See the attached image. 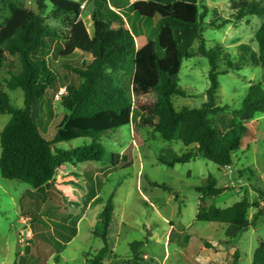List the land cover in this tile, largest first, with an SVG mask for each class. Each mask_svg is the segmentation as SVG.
<instances>
[{
    "label": "trees",
    "instance_id": "trees-1",
    "mask_svg": "<svg viewBox=\"0 0 264 264\" xmlns=\"http://www.w3.org/2000/svg\"><path fill=\"white\" fill-rule=\"evenodd\" d=\"M48 1L51 5L48 17L62 26L61 32L45 22V0H36L35 10L25 6V0H0V72H5L2 88L23 92V107L15 108L0 91V115H10L0 132V176L3 179L26 183L33 190L26 191L29 196L47 192L56 199L61 191L56 188L54 177L63 166L98 163L108 155L112 166L119 164L120 156L109 153L96 139L110 137L118 129L130 127L135 118L165 143L189 148L181 155L173 152L170 161H161L168 167L188 163L197 155L220 168L232 166L233 154L241 149L245 137L252 136L242 122H250L257 114L264 113V91L259 85L248 87L241 106L232 112V126L225 132L216 129L209 118L229 109L216 104L219 74L239 71L247 63L264 68L263 0H229V15L220 23L212 21L210 24L212 28L222 29L253 16L263 19L254 37L257 50L240 45L235 58L220 48L207 50L204 47L201 25L208 14L202 4L205 0H138L131 4V10L140 17L157 19L155 41L143 35L134 36L125 28L120 16L105 8L107 0H95L97 8L104 7L105 11H93L92 34L80 18L82 3ZM197 40V52H192L190 48ZM56 43L61 44L57 57H71L78 51L89 56L90 61L83 60L81 66L78 61L76 65L64 67L73 72L56 88L57 91L66 87V95L60 100L65 114L54 137L48 140L33 119V107L58 78L45 55ZM194 55L207 58L209 63L206 102L196 109L177 110L172 98L187 97L178 87L181 64L183 59ZM152 93L153 102L141 103L140 99ZM80 138L92 141L71 150L56 147ZM244 172L249 173V170ZM152 185L164 188L157 183ZM195 189L201 196L196 213L198 222L230 225L239 233L254 227L258 221L264 223V204L251 203L246 197L225 208L209 205V199L219 197L227 189L218 188L213 177H207ZM97 194L90 189L84 203L93 200L89 207H100L92 235L101 240L103 247L88 264H103L109 253L113 195L104 199ZM250 209L255 210L251 217ZM76 232L75 228L67 242ZM141 247V243L130 246L133 264L142 261ZM238 260L235 250L231 264H237ZM252 264H264L263 243L255 249Z\"/></svg>",
    "mask_w": 264,
    "mask_h": 264
},
{
    "label": "rangeland",
    "instance_id": "rangeland-1",
    "mask_svg": "<svg viewBox=\"0 0 264 264\" xmlns=\"http://www.w3.org/2000/svg\"><path fill=\"white\" fill-rule=\"evenodd\" d=\"M35 1L25 0V6L35 10ZM71 1L86 4L81 19L88 32L92 33V5L88 0ZM45 4V22L61 32L62 26L48 17L51 10L49 1L45 0ZM202 4L208 9L201 25V35L207 50L220 48L229 53L231 58L237 56V47L240 45L257 50L254 37L262 18L253 16L222 29L212 28V21L220 23L222 18L229 15V0H205ZM118 12L134 36L143 35L151 41L156 40L157 19L140 17L131 10L127 0H124L123 9ZM198 46L199 40L194 41L190 50L197 52ZM60 48L61 44L56 43L50 51L45 52L46 56L51 55L47 57V63L58 78L53 88L47 90L33 107V119L48 140L54 137L65 114L60 100L54 98L56 88L62 85L61 80L68 79L69 74L73 73L64 67L76 65L78 61L81 66V62L86 59L78 51L71 57H57ZM208 72L207 58L194 55L183 59L178 87L185 91L187 97H173L171 102L175 109H196L206 102ZM4 76L2 70L0 91L8 96L13 107L22 108L23 92L20 89L10 91L2 88L1 79ZM217 81L216 104L228 106L229 109L209 119H212L216 129L225 132L232 126V112L241 106L248 87L259 85L264 91V68L247 63L239 71L219 74ZM140 100L148 104L155 100V95L152 93ZM9 120L10 115H0V132ZM242 124L251 131L252 136L243 139L241 149L233 154V164L228 168H220L201 155L185 164L166 166L161 161H170L173 152L181 155L189 148L165 143L150 127L135 118L130 127L118 129L110 137L96 139L109 153L120 156L119 164L112 166L108 155L98 163L77 164L74 167L67 165L74 169L77 176L73 180L61 181L70 175L66 174V169L56 173L55 183L62 186V193L56 199L47 192L29 196L26 191H33L29 185L0 176V264H88L103 247L101 240L92 235L100 207L90 208L79 198L90 189L104 199L113 195L114 213L108 232L109 254L105 256L103 264H133L131 260L134 254L130 248L133 243L142 244L140 257H147L144 264H216L213 250L208 257L204 254L205 245H212L213 248L219 245L229 251L230 246H233L234 251H238L237 264H252L255 249L259 243L264 244L262 221L241 233L230 225L196 221L201 196L195 188L201 186L207 177L215 178L218 188H227L219 197L209 199L210 205L225 208L244 197L251 203L264 204V113ZM91 141L90 138H80L59 143L56 147L71 150L88 145ZM247 169L249 173L244 172ZM155 183L164 188L152 185ZM254 211L250 209V217ZM75 228L76 236L67 242ZM170 229H174V232L164 244V237ZM186 236L191 238L190 242H187ZM187 243H190L192 253L183 248ZM200 248L201 256H198ZM223 263L225 261L221 260L220 264ZM228 263H231V257Z\"/></svg>",
    "mask_w": 264,
    "mask_h": 264
},
{
    "label": "crops",
    "instance_id": "crops-1",
    "mask_svg": "<svg viewBox=\"0 0 264 264\" xmlns=\"http://www.w3.org/2000/svg\"><path fill=\"white\" fill-rule=\"evenodd\" d=\"M128 1V3H129V0H127ZM88 2L92 5V7H93V9H92V13H93V11L96 9V10H99L100 12H104L105 10V8L107 7V9H109V10H111L112 12H114L115 14H117L118 16H120L122 19H123V17L121 16V14L118 12V10H121V9H123V6H124V0H112L111 1V4H110V0H107V3H106V6H105V8L104 7H101V9L100 8H97V5L95 4V0H88ZM130 4V3H129ZM81 5H83L84 6V8H83V10L86 8V4L84 3V2H82V4ZM131 5V4H130ZM83 10H81V12L83 11ZM133 15V14H132ZM80 18H81V15H80ZM82 20V19H81ZM123 22H124V20H123ZM85 25V24H84ZM124 26H125V23H124ZM86 27V26H85ZM125 28H126V26H125ZM87 29V28H86ZM127 29V28H126ZM88 31V30H87ZM89 33V32H88ZM89 34H92V33H89ZM138 36V35H137ZM54 51V50H53ZM53 51H51V52H53ZM47 57H51V55H48ZM86 59H84V60H86V61H89V59H90V57L89 56H84ZM88 163H92V162H88ZM84 164V163H83ZM68 165V164H67ZM67 165H65V166H63L61 169H59L58 171L60 172L62 169H66V174H69L70 176L69 177H65L63 180H61V181H69V180H73L74 179V176H77V174L74 172V169H70ZM74 167V166H73ZM96 170H98V169H96ZM55 183V182H54ZM68 183V182H67ZM68 184H70V185H72V184H76V182H70V183H68ZM67 184V185H68ZM55 185H56V187L57 188H59V190H61L62 191V186H60V185H58V184H56L55 183ZM62 193V192H61ZM98 195V194H97ZM79 198L81 199V202L83 203V201H85V198H86V193L83 195V196H79ZM93 201V200H92ZM92 201H90L89 203H84L86 206H89V204L92 202ZM208 204L210 205V203H209V201H208ZM78 220H79V218L77 219V223H78ZM76 223V224H77ZM237 230V229H236ZM174 232V229H170V230H168L167 231V233H166V235H165V243L164 244H166L167 243V241H168V239L170 240V236H171V233H173ZM76 236V235H75ZM185 239H187V242H190L191 241V238H189V237H185ZM109 242V241H108ZM225 243L226 244H229V242H227V241H225ZM212 249H211V248ZM183 248H185V250L186 251H188V252H190V253H192L193 251H192V249H191V246H190V243H187V246H185V247H183ZM230 248H231V251H229L228 249H225V248H220L219 247V245H216L214 248L212 247V245L211 246H209V247H207L206 245L204 246V254L208 257V255L210 254V253H212V250L214 251L213 252V255H214V257L216 258V264H220V262H221V260H224L225 261V263H223V264H229L228 263V259H229V257H231V261H232V258H233V253H234V248H233V246H230ZM237 251V250H236ZM238 252V251H237ZM196 252H194V254H195ZM223 253H225V254H223ZM109 254V253H108ZM197 255L198 256H201V248L199 249V251L197 252ZM224 255V256H223ZM196 256V255H195ZM147 259V257L146 256H143L142 257V264H144L145 262H144V260H146ZM163 262V261H162ZM231 264V263H230Z\"/></svg>",
    "mask_w": 264,
    "mask_h": 264
},
{
    "label": "built area",
    "instance_id": "built-area-1",
    "mask_svg": "<svg viewBox=\"0 0 264 264\" xmlns=\"http://www.w3.org/2000/svg\"><path fill=\"white\" fill-rule=\"evenodd\" d=\"M136 1H138V0H129V3H130V4H133V3H135ZM83 8H84V6L81 5V10H83ZM66 92H67V90H66V87H65V86L59 88V89L57 90V92L55 93V95H54L55 100H61V98L64 97V96L66 95Z\"/></svg>",
    "mask_w": 264,
    "mask_h": 264
},
{
    "label": "water",
    "instance_id": "water-1",
    "mask_svg": "<svg viewBox=\"0 0 264 264\" xmlns=\"http://www.w3.org/2000/svg\"><path fill=\"white\" fill-rule=\"evenodd\" d=\"M143 1V0H142Z\"/></svg>",
    "mask_w": 264,
    "mask_h": 264
}]
</instances>
